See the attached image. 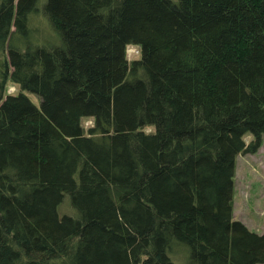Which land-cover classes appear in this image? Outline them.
Listing matches in <instances>:
<instances>
[{
	"label": "trees",
	"instance_id": "1",
	"mask_svg": "<svg viewBox=\"0 0 264 264\" xmlns=\"http://www.w3.org/2000/svg\"><path fill=\"white\" fill-rule=\"evenodd\" d=\"M0 49V264L264 263L231 219L264 0H0Z\"/></svg>",
	"mask_w": 264,
	"mask_h": 264
},
{
	"label": "rangeland",
	"instance_id": "2",
	"mask_svg": "<svg viewBox=\"0 0 264 264\" xmlns=\"http://www.w3.org/2000/svg\"><path fill=\"white\" fill-rule=\"evenodd\" d=\"M28 26L34 34H37L36 37L39 40L48 38L47 23L38 10L31 18ZM4 51V49H0V80L4 70L1 63L4 58ZM126 54L128 58H134L137 57L138 52L135 47L128 46ZM16 89L15 85L9 83L7 79H3L0 87L1 97L7 93H14ZM30 99L37 104L34 95L31 94ZM90 124V119H81L83 127ZM250 138L251 135L248 133L243 136L245 142H248ZM60 208L61 212H70L66 201L62 203ZM231 219L239 221L253 233L261 234L264 232V135L261 136L260 146L255 152L235 156ZM179 248H176L175 251L177 257L181 252ZM173 262L178 263L179 261L173 259Z\"/></svg>",
	"mask_w": 264,
	"mask_h": 264
}]
</instances>
